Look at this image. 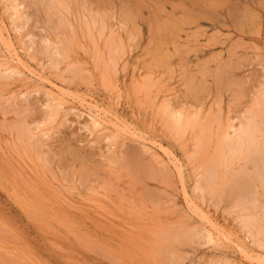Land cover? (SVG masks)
Returning <instances> with one entry per match:
<instances>
[{"label": "rangeland", "instance_id": "1", "mask_svg": "<svg viewBox=\"0 0 264 264\" xmlns=\"http://www.w3.org/2000/svg\"><path fill=\"white\" fill-rule=\"evenodd\" d=\"M63 1L18 0L25 18L14 22L0 0L14 46L0 39V264H264L261 169L219 146L231 125L255 114L264 125V0ZM51 83L66 96L49 121ZM167 109L192 127H169ZM217 163L214 190L197 191ZM249 182L256 202L244 211L235 204ZM209 222L216 243H187Z\"/></svg>", "mask_w": 264, "mask_h": 264}, {"label": "bare ground", "instance_id": "2", "mask_svg": "<svg viewBox=\"0 0 264 264\" xmlns=\"http://www.w3.org/2000/svg\"><path fill=\"white\" fill-rule=\"evenodd\" d=\"M8 1V0H7ZM66 1V0H65ZM20 2V1H19ZM47 2L48 3H46V4H48V5H50V6H54V5H56V4H58V5H60L61 6V4L64 2L63 0H47ZM119 3V2H118ZM120 4V3H119ZM10 5H11V10L13 11V14H12V11L10 12L11 13V16H13V18H14V22H16V21H22V20H24V16H23V14H25V13H23L22 11H21V9L23 8L22 6H23V4L22 3H18V0H10ZM131 5V4H130ZM241 6V5H240ZM94 7V6H93ZM48 8V7H47ZM54 8V7H53ZM64 10V9H63ZM132 10V9H131ZM73 11V10H72ZM36 13V12H35ZM52 13V12H51ZM60 14V13H59ZM63 14V13H62ZM50 16V15H49ZM28 18V17H27ZM68 19V18H67ZM59 20V19H58ZM2 21V20H1ZM67 21V20H66ZM65 21V22H66ZM94 21V20H93ZM103 21V20H102ZM88 22V21H87ZM98 23V22H97ZM13 24H15V23H13ZM2 25H4V24H2ZM2 25H0V26H2ZM18 25H16V27H17ZM62 27V26H61ZM73 28V27H72ZM2 30L4 29L3 27L1 28ZM6 29V28H5ZM87 29V28H86ZM166 29H167V27H166ZM5 31V30H4ZM7 31V30H6ZM64 31V30H63ZM83 31H85V30H83ZM98 31V30H97ZM3 32V31H2ZM1 32V30H0V39L1 40H3L4 42H6L7 43V45L8 46H11V47H14V46H12L13 44V42L12 41H9V39H8V37H6L3 33ZM68 33V32H67ZM169 33V32H168ZM67 36V35H66ZM23 37V36H22ZM10 38V37H9ZM28 38V37H27ZM11 40V39H10ZM35 40V39H34ZM47 40L48 39H46L45 41L47 42ZM45 41H44V43H45ZM12 42V43H11ZM34 42V41H33ZM50 42H52V41H50ZM119 44V43H118ZM30 45V44H29ZM32 45H35V44H32ZM51 45H52V43L50 44V45H48V48L50 49V53L52 52V53H54V55L56 54V55H58L59 57H61L60 59H62V58H65V53L62 51V49L61 48H57V47H55L54 45L55 44H53L52 45V47H51ZM45 47V46H44ZM51 47V48H50ZM94 47V46H93ZM112 49V48H111ZM111 49H110V52H111ZM113 50H114V48H113ZM116 50H118V49H116ZM41 51V50H40ZM45 51V50H44ZM67 51V50H66ZM70 51V50H69ZM115 51V50H114ZM118 52V51H117ZM112 53V52H111ZM124 54V53H123ZM41 55V54H40ZM69 56V55H68ZM14 57L15 58H13V61H15V62H17L18 64H22V62H21V60H20V57H19V54H17L16 52H15V55H14ZM55 57V56H54ZM54 57H51V59L54 61L53 62V65L54 66H58L59 65V63H60V60H58L57 58L55 59ZM116 58H118V57H116ZM168 58V57H167ZM66 60V59H65ZM99 61V60H98ZM114 61V60H113ZM2 63V62H1ZM112 63V62H111ZM4 64V63H3ZM100 63H98V65H99ZM109 64V63H108ZM10 65V64H9ZM70 65V64H69ZM113 65V64H112ZM22 66V65H21ZM26 66V65H25ZM25 66H23V68L24 69H26V71H28L29 72V74H31V75H33L34 73H32L30 70H28L27 69V67H25ZM110 66V65H109ZM104 67V66H103ZM113 67V66H112ZM30 68V67H29ZM106 68V67H105ZM75 70V69H74ZM81 70V69H80ZM6 72H9V69H7L6 70ZM13 72H14V70H13ZM18 72V71H17ZM4 74V73H3ZM36 74V73H35ZM105 76H106V74H105ZM33 77H34V75H33ZM39 77V76H38ZM1 78V77H0ZM10 78V77H9ZM37 78V77H36ZM102 78V77H101ZM38 79V78H37ZM40 79H41V77H40ZM44 79V78H43ZM9 80H11V79H9ZM45 80V79H44ZM74 80H76V79H74ZM3 81V80H2ZM46 81V80H45ZM46 82H48V80L46 81ZM45 83V82H44ZM51 85L57 90V92L59 93V94H57V97H54V98H52V103H54V105L52 106H49V110H50V112H49V114H48V120L49 121H52L54 118H55V116H56V114H55V112H57V110L59 109V108H61L62 106H63V101H64V97L66 96L65 94V92L66 91H64V89H62V88H60L59 86H57V85H55V84H52L51 83ZM262 90V89H261ZM264 91V90H263ZM71 94V93H70ZM259 94V93H258ZM51 95V94H50ZM54 95V94H53ZM74 96V95H73ZM259 97V96H258ZM262 97L264 98V96L262 95ZM69 98V97H68ZM77 98V97H76ZM72 99V98H71ZM78 100V99H77ZM66 101V100H65ZM66 102H68V101H66ZM65 102V103H66ZM82 103H87L86 101L84 102V101H81ZM167 102V101H166ZM256 102V101H255ZM258 102V101H257ZM68 104H70V102L68 103ZM78 104V103H77ZM89 105L91 104V103H88ZM88 104H86L85 105V107L86 106H88V108H91V106H89ZM253 104H255V103H253ZM84 105V104H83ZM80 106H82V105H80ZM95 105H93V107L91 108V109H93L94 108V110L95 111H93V112H95L96 114L97 113H99V111H101V109L98 107V106H95ZM84 107V106H83ZM165 107V106H164ZM263 108V107H262ZM62 109V108H61ZM171 109V108H170ZM169 109V110H170ZM48 110V109H47ZM168 109L167 110H165L166 111V113H165V111H164V113H165V119H166V124L169 126V127H171V128H176L177 129V131H178V133H183L184 131V129H186L187 127H189V126H191L193 123V120H190V119H188V118H186V116H184V114L182 113V112H180V111H172V110H170L169 111ZM257 110H258V108H257ZM90 111V110H89ZM167 111H169V112H167ZM102 112V111H101ZM259 112V111H258ZM106 113V112H105ZM162 113V112H161ZM260 113V112H259ZM258 113V114H259ZM100 114V113H99ZM188 114V113H187ZM59 115V114H58ZM201 115H202V113H201ZM98 116H100V115H98ZM193 116V115H192ZM256 114H255V117L254 116H252V117H250L249 118V120H247L245 117V119L247 120V122L245 123V124H242V125H239L240 127L238 128L237 127V129L234 127V125L232 126L231 125V127H230V130L232 129L233 130V133L232 134H229L228 132H225L224 133V135L222 136V139H221V141L219 142V146H220V148H221V152H223V154L222 155H224L225 156V158H226V160H228V161H231V160H238V159H240V158H245V161H247V162H252L254 165H256L257 166V170H260L261 169V171L262 172H264V148L263 149H261V148H259V146H260V144H259V146H258V142H257V140L255 139L256 137H255V134L256 133H258V132H260V131H262L259 127H263V126H261V124L260 123H256V121L254 120V118H256ZM62 117V116H61ZM208 117V116H207ZM206 117V118H207ZM248 117V116H247ZM258 117V116H257ZM46 118V117H45ZM91 118H92V123H93V127H95V128H98V127H100L102 124H101V121H99L100 119L99 118H97V117H95V115H91ZM205 118V119H206ZM261 118V117H260ZM197 119V118H196ZM262 119V118H261ZM202 120V119H201ZM235 121V120H234ZM57 122V121H56ZM203 123V122H202ZM191 124V125H190ZM197 124V123H196ZM258 124H260V125H258ZM54 125V124H53ZM115 125V124H114ZM117 125V124H116ZM226 125V124H225ZM21 126H22V124H21ZM49 126V125H48ZM120 126V128L119 129H121L120 131H123L124 132V129L122 128L123 126H121V125H119ZM195 126V125H194ZM207 126V125H206ZM227 126V125H226ZM46 127V126H45ZM52 127V126H51ZM58 127V126H57ZM192 127V126H191ZM221 127V126H220ZM18 128V127H17ZM53 128H54V126H53ZM195 128V127H194ZM214 128V127H213ZM228 128H229V126H228ZM26 128H24L23 129V127H21L20 128V131L19 132H21V134L20 135H23V134H25L26 133V135L28 136V134H27V131L25 130ZM33 129H35V128H33ZM45 129V128H44ZM98 129H100V128H98ZM116 129H118V128H116ZM118 129V130H119ZM169 129V128H168ZM207 129L208 128H205V129H202L200 132H202V133H207ZM220 129V128H219ZM30 130V129H29ZM47 130V129H46ZM51 130V129H50ZM232 130H231V132H232ZM54 131H56V130H54ZM197 131V130H196ZM217 131V130H216ZM44 132V131H43ZM45 132H47V131H45ZM51 132V131H50ZM101 132V131H100ZM188 132V131H187ZM121 133V132H120ZM32 134V133H31ZM50 134V133H49ZM25 135V136H26ZM124 135V134H123ZM200 135V134H199ZM261 135V134H260ZM263 135V134H262ZM29 136H30V133H29ZM177 136V135H176ZM47 137V136H46ZM112 137V136H111ZM111 137L109 138V140L111 139ZM136 137V136H135ZM204 137V135L203 136H201V138H203ZM27 138H29V137H27ZM37 138V137H36ZM107 138V137H106ZM117 138V137H116ZM177 138V137H176ZM195 138V137H194ZM200 138V139H201ZM264 138V137H263ZM24 139H26V138H24ZM118 139V138H117ZM260 139V138H259ZM27 140V139H26ZM261 140V139H260ZM259 140V141H260ZM40 141V140H39ZM195 141V140H194ZM202 141V140H201ZM205 141H206V139H205ZM204 141V142H205ZM22 142V141H21ZM204 142H201L200 143V145H199V149H197L198 151L197 152H201V150H202V148H203V145H204ZM214 142V141H213ZM33 144V143H32ZM35 144V143H34ZM37 144V143H36ZM36 144H35V146H36ZM43 144V143H42ZM114 144V143H113ZM217 144V143H216ZM264 144V143H263ZM45 145H47L46 143H45ZM112 145V144H111ZM110 145V146H111ZM197 145H198V143H197ZM215 145V144H214ZM40 147H41V145H39ZM45 147V146H44ZM155 147V146H154ZM217 147V146H216ZM161 148V147H160ZM207 148V147H206ZM215 148V147H214ZM52 149V148H51ZM46 150H48V149H46ZM45 150V151H46ZM163 150V149H162ZM206 150V149H205ZM208 150V149H207ZM217 150V149H216ZM42 151V150H41ZM51 151V150H50ZM204 151V150H203ZM202 151V152H203ZM53 152V151H52ZM164 154H165V156H168L169 158L172 156L170 153H168V151H164L163 152ZM213 153V152H212ZM50 154V153H49ZM218 155V154H217ZM205 156V155H204ZM215 156V155H214ZM219 158V157H218ZM224 158V159H225ZM76 159V158H75ZM172 159V158H171ZM213 159V158H212ZM50 160V159H49ZM216 161V160H215ZM244 161V160H243ZM203 162V161H202ZM214 162V161H213ZM220 162H221V160H220ZM239 162V161H238ZM206 163V162H205ZM235 163V162H234ZM242 163V162H241ZM210 164V163H209ZM218 164L219 163H217V165H215V166H213V167H211L209 170H207V172H206V174H205V186H201V184L199 183V181H198V184H197V186L195 187V189L197 190V191H200V192H204L205 190H206V193H207V189H212V190H214V180H215V175H216V173H217V171H218V169H220V167L218 166ZM225 164V163H224ZM247 164V163H246ZM250 164V163H249ZM139 165V164H138ZM205 165V164H204ZM252 165V164H251ZM140 166V165H139ZM196 166V165H195ZM228 167V166H227ZM45 168V167H44ZM224 168V167H223ZM231 169V168H230ZM179 170H181V168L179 169ZM199 170V169H198ZM205 170V169H204ZM237 170V169H236ZM245 170V169H244ZM46 171V170H45ZM261 171H258V173H256V176H257V179L262 183V184H264V181L262 180V174L263 173H260ZM181 172V171H180ZM204 172V171H203ZM63 173V172H62ZM220 173V172H219ZM247 173H250V172H247ZM254 173V172H253ZM61 177V176H60ZM198 177V176H197ZM223 177V176H222ZM236 178H238V177H236ZM242 178V177H241ZM196 179V178H195ZM201 179H203V178H201ZM235 179V178H234ZM254 179H255V177H254ZM263 179H264V177H263ZM226 180V179H225ZM203 181V180H202ZM238 182V181H237ZM244 184V183H243ZM239 186V185H238ZM253 185H251V183L249 182V184L248 183H246V185L243 187V185L242 186H240V187H243V189L241 190V193L240 194H238V197H237V204H235V205H238L239 207H241L242 208V210H244V211H246V210H248L249 209V206L247 207V204H249L250 203V205H253V207H254V205H255V203L254 202H256V199L255 200H252L251 198H249V197H255V196H252V193H250L251 191L249 190V188H251ZM233 188H235V187H233ZM239 188V187H238ZM253 188V187H252ZM255 188V187H254ZM230 189H231V187H230ZM238 190V189H237ZM239 190H240V188H239ZM258 190V189H257ZM196 191V192H197ZM227 191V190H226ZM235 192V191H234ZM253 192V191H252ZM214 193V192H213ZM197 194V193H196ZM219 195V194H218ZM200 196V195H199ZM223 196V195H222ZM233 196V195H232ZM236 198V197H235ZM224 200V199H223ZM225 200H226V198H225ZM214 201V200H213ZM226 203V202H225ZM237 206V207H238ZM264 207V206H263ZM257 210V209H256ZM193 212V211H192ZM254 216V215H253ZM243 221V220H242ZM245 223H246V227L249 229V232H248V234L251 236V238L253 237V235L254 234H251V232H252V229H258L257 228V225H256V222H255V219L252 217H250V219H246V221H245ZM209 224H210V227H211V229H212V231H207L206 230V232H205V235L204 234H202L203 233V231H202V233H201V235L199 234V233H197V232H193L194 230L193 229H190V230H193L192 232L193 233H189L190 234V239L188 238L187 240H188V242L187 243H189V240H191V242L193 241V240H198V241H200V240H202L203 239V241H204V239H206L207 240V242L208 243H216V239H215V237H216V234H218V230L209 222ZM204 227V226H203ZM209 227V228H210ZM177 228V227H176ZM195 228V227H194ZM167 229H169V228H167ZM175 229V228H174ZM174 229H173V231H174ZM180 229V228H179ZM262 229V228H261ZM182 230V229H181ZM259 230V229H258ZM257 230V231H258ZM176 231V230H175ZM204 231H205V229H204ZM190 232V231H189ZM215 232V233H214ZM181 233V232H180ZM180 233H179V235H180ZM186 233H187V231H186ZM259 233H260V231H259ZM188 234V233H187ZM186 235V234H185ZM186 236H189V235H186ZM173 237V236H172ZM175 237V236H174ZM180 237V236H179ZM185 237V236H184ZM218 237V236H217ZM216 237V238H217ZM257 237V236H256ZM218 239V238H217ZM257 240V242L256 243H258V237L257 238H254V240ZM260 239V238H259ZM186 240V239H185ZM180 242V241H179ZM185 242V241H184ZM195 243V242H194ZM255 244V243H254ZM262 244V243H261ZM216 245V244H215ZM218 245V244H217ZM221 245V244H220ZM257 245V244H256ZM258 245H260V243L258 244ZM214 246V245H213ZM262 247V246H261ZM237 248V247H236ZM172 249V248H171ZM161 250V249H160ZM162 251V250H161ZM252 251V250H251ZM239 252V251H238ZM221 253V252H220ZM167 254V253H166ZM242 255H243V253H241ZM246 254V253H245ZM254 254V253H253ZM167 256V255H166ZM215 259V258H214ZM249 259V258H248ZM247 259V260H248ZM251 259H253V258H251ZM232 260V259H231ZM215 262V261H214ZM229 262V261H228ZM250 263V262H249ZM252 263V262H251ZM236 264V263H235ZM263 264V263H262Z\"/></svg>", "mask_w": 264, "mask_h": 264}]
</instances>
